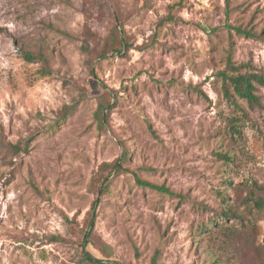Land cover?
Returning a JSON list of instances; mask_svg holds the SVG:
<instances>
[{
	"label": "rangeland",
	"instance_id": "rangeland-1",
	"mask_svg": "<svg viewBox=\"0 0 264 264\" xmlns=\"http://www.w3.org/2000/svg\"><path fill=\"white\" fill-rule=\"evenodd\" d=\"M229 66L264 82V0H0V264H264V84Z\"/></svg>",
	"mask_w": 264,
	"mask_h": 264
},
{
	"label": "trees",
	"instance_id": "trees-1",
	"mask_svg": "<svg viewBox=\"0 0 264 264\" xmlns=\"http://www.w3.org/2000/svg\"><path fill=\"white\" fill-rule=\"evenodd\" d=\"M236 31L240 33L241 35H246V36L249 35L246 31L240 30L239 28H236ZM128 48H129V45L126 44L123 34L117 31L116 28H114L110 31L108 40L105 43V47L102 50L101 54L99 55V58L104 59L105 55L110 52L112 54L115 53V54L120 55L123 51H127ZM46 55H47V51L42 48L36 52L28 51L25 49L20 50V58L23 61L27 63H41L44 73H48L47 71L48 60H47ZM228 69H230L233 73L236 74L235 76L233 75L228 76L225 72L221 73V78L223 81V92L225 96L229 99V101L232 100V94L229 92L228 87H231L233 94L237 96L238 98L244 100L248 106L250 107L258 106L259 103H258V98L255 95L256 87L254 86V82L258 84H264L262 77L257 76V75L238 74V69L234 67H230V66L228 67ZM98 100H99V103H98V108L95 113V117H96L98 126L102 128L103 119H104V111H106L109 108V104L106 103L103 96H100ZM66 111L64 115L66 114ZM231 131L235 135L239 134L234 124L232 125ZM122 158L125 161L127 160L126 152L123 154ZM225 159L228 160L227 156H225ZM102 168L108 170L109 172L108 175H110V173H112L113 171L115 175H118L119 173H123L122 168L118 164L117 161L113 163H106L102 166ZM108 175L105 178H103V180L101 181L100 189L103 192L108 191V187L106 183L108 181ZM135 179H136V183L139 186L148 187L159 193L171 194V192L168 189H166L164 186H156L148 182L142 181L139 178H135ZM254 189H257V187H254ZM258 189H260V187H258ZM221 197L223 196L221 195ZM247 199L248 201L253 202V205L256 208V210H262L264 208V199L261 198L260 196H256L254 191L252 190L249 191V196ZM221 217L223 219H228V218L238 219L239 218L237 214L234 213L232 210L228 211V213H224ZM91 224L92 223H90V225ZM82 253H83L84 260L90 263H99L97 260L92 258L88 252H85V250H83ZM150 264H156L155 258L151 260Z\"/></svg>",
	"mask_w": 264,
	"mask_h": 264
}]
</instances>
